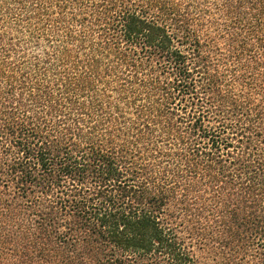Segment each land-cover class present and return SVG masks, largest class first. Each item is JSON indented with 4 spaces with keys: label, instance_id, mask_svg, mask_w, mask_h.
<instances>
[{
    "label": "trees",
    "instance_id": "trees-1",
    "mask_svg": "<svg viewBox=\"0 0 264 264\" xmlns=\"http://www.w3.org/2000/svg\"><path fill=\"white\" fill-rule=\"evenodd\" d=\"M0 264H264V0H0Z\"/></svg>",
    "mask_w": 264,
    "mask_h": 264
}]
</instances>
